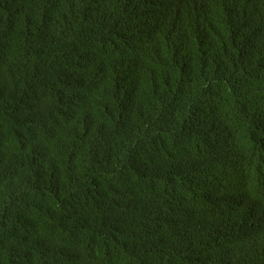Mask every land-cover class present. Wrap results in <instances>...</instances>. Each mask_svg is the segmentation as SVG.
<instances>
[{"label":"trees","instance_id":"16d2710c","mask_svg":"<svg viewBox=\"0 0 264 264\" xmlns=\"http://www.w3.org/2000/svg\"><path fill=\"white\" fill-rule=\"evenodd\" d=\"M0 264H264V0H0Z\"/></svg>","mask_w":264,"mask_h":264}]
</instances>
